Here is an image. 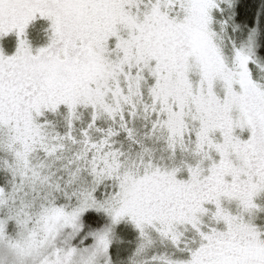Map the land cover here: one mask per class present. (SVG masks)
<instances>
[{
  "label": "snow or ice",
  "instance_id": "obj_1",
  "mask_svg": "<svg viewBox=\"0 0 264 264\" xmlns=\"http://www.w3.org/2000/svg\"><path fill=\"white\" fill-rule=\"evenodd\" d=\"M0 264H264V0H0Z\"/></svg>",
  "mask_w": 264,
  "mask_h": 264
}]
</instances>
